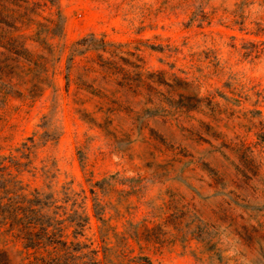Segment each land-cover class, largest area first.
<instances>
[{"label": "rangeland", "instance_id": "rangeland-1", "mask_svg": "<svg viewBox=\"0 0 264 264\" xmlns=\"http://www.w3.org/2000/svg\"><path fill=\"white\" fill-rule=\"evenodd\" d=\"M36 1L0 73L13 263L264 264V0Z\"/></svg>", "mask_w": 264, "mask_h": 264}, {"label": "trees", "instance_id": "trees-1", "mask_svg": "<svg viewBox=\"0 0 264 264\" xmlns=\"http://www.w3.org/2000/svg\"><path fill=\"white\" fill-rule=\"evenodd\" d=\"M36 2V0H0V73H22L26 61L33 59L34 54L25 43L22 28L36 23L38 27L37 33L40 34L41 29L46 26L44 22L36 18L40 15ZM51 26L47 25V30L55 33L60 29L61 25L57 21ZM3 185V180H1L0 188ZM1 206L0 223L14 225L12 217L18 212H14V205L10 203L4 206L0 203ZM33 226L32 224H28L25 230H32ZM26 238L29 239L30 237ZM31 238L32 241L37 242L34 245L29 244L28 248L36 249L37 243L40 244L39 238L37 240L33 236ZM0 264H14L7 250L1 247ZM147 264L152 263L147 260Z\"/></svg>", "mask_w": 264, "mask_h": 264}]
</instances>
